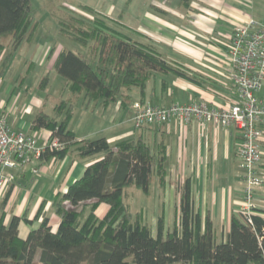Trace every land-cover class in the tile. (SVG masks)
Returning a JSON list of instances; mask_svg holds the SVG:
<instances>
[{"label":"trees","instance_id":"obj_1","mask_svg":"<svg viewBox=\"0 0 264 264\" xmlns=\"http://www.w3.org/2000/svg\"><path fill=\"white\" fill-rule=\"evenodd\" d=\"M77 7L84 14L57 17L60 33L86 49H63L55 61L56 71L66 79L64 90L71 95L56 103L54 114L39 111L32 127L50 129L63 146L47 144L40 160L67 153L102 157L88 164L83 175L55 200L61 218L57 231L46 217L23 239L19 225L30 220L13 215L6 222L5 212L0 213V264H264V210L258 209L252 224L234 213L227 239L219 241L210 212L203 216L195 209L190 180L183 186L178 222L171 228L164 218L159 219L156 232L134 214L132 219L126 189L135 185L151 195L156 179L165 182V145L144 135L115 145L105 136L78 138L68 127L76 101L82 95L87 107L98 103L106 107L134 87L144 93L158 73L186 76V69L168 60L153 43L141 40L144 33L121 16L89 4ZM38 24L31 0H0V36L10 37L7 43L0 42V55L7 48L3 67L20 45L32 40ZM48 83L46 76L41 87ZM101 203L109 209L98 217L95 211Z\"/></svg>","mask_w":264,"mask_h":264},{"label":"crops","instance_id":"obj_2","mask_svg":"<svg viewBox=\"0 0 264 264\" xmlns=\"http://www.w3.org/2000/svg\"><path fill=\"white\" fill-rule=\"evenodd\" d=\"M192 2L195 6L191 10ZM168 4L165 16L171 18L170 23L173 18L178 19L180 25H165V42L177 53L150 38L143 37V41H151L168 60L183 66L186 76L174 72L158 73L149 81L144 93L134 87L125 93L129 97L126 100L123 96L106 107L99 104V110L93 111L90 117L92 123L86 129L80 131L70 124L68 127L78 138L105 136L111 145L137 135L154 138L155 143L163 142L166 153L165 208L179 209L183 186L190 180L196 211L203 216L210 212L219 241H225L232 216L239 214L244 196V169L238 152L241 142L239 131L213 124L203 126L197 120L186 123L177 119L137 129L131 124L133 115H128L126 106L130 105L133 109L132 103L137 100L157 105L204 101L211 107H222L234 101L238 94L231 79L233 67L227 57L229 36L237 21L248 17L264 21V0H171ZM97 9L111 15L110 9ZM126 15L120 11L116 17L121 16L130 25L125 21ZM182 18L185 20H179ZM151 26L154 28L153 23ZM23 48H26V56L21 60L25 70L12 71V66L17 68L14 64ZM63 49L67 48L20 45L6 67L1 62L3 52L0 55V105L8 116L10 126L18 131L37 133L40 146L47 144L51 130L34 129V117L41 110L54 114L57 103H48L44 94L50 82L45 88L41 87V81L48 76L43 75V68L49 63L50 68L55 69V61ZM31 71L34 72L31 75L33 79L28 78ZM257 95L264 100V82ZM48 104H51V112L46 110ZM95 119L100 121L95 124ZM262 148L264 151V140ZM101 157L67 153L64 157L46 161L33 159L24 166L9 170L14 179L7 189H0V213L5 212L6 222L13 215L30 220H22L19 225V234L23 239L46 217L50 219L53 231H57L61 218L56 212L55 200L83 175L88 164ZM257 169L264 173V154ZM256 195L259 204L264 202V187L257 188ZM108 209L107 203H101L95 215L103 217ZM259 209L264 210L263 207Z\"/></svg>","mask_w":264,"mask_h":264},{"label":"built area","instance_id":"obj_3","mask_svg":"<svg viewBox=\"0 0 264 264\" xmlns=\"http://www.w3.org/2000/svg\"><path fill=\"white\" fill-rule=\"evenodd\" d=\"M227 57L233 67L231 79L238 94L230 104L211 107L204 101L170 105L137 101L133 104V120L137 127L177 119L186 123L197 120L203 126L213 124L237 129L241 135L238 152L244 169V196L239 214L244 222L252 224L253 215L259 209L256 190L264 183L257 169L264 154V100L257 95L264 82V21H257L254 17L237 21L229 36ZM47 144L51 148L62 147L59 138L52 132ZM46 145L38 144L35 132L13 129L0 105V189H7L14 179L9 170L39 159Z\"/></svg>","mask_w":264,"mask_h":264},{"label":"rangeland","instance_id":"obj_4","mask_svg":"<svg viewBox=\"0 0 264 264\" xmlns=\"http://www.w3.org/2000/svg\"><path fill=\"white\" fill-rule=\"evenodd\" d=\"M129 1L130 0H31L34 18L36 21H38L39 24L35 30L32 40L25 41L22 45H50L52 47L57 46V48H59L60 46H64L67 49H71L74 51H86L85 47L79 45L74 40L60 33L59 23L57 19L58 16H68L69 12L78 14L83 13L80 9H78L77 6L81 3H84L94 6L95 8L101 7L104 11L105 9H110L111 15H113L114 17H116L120 13V11L125 12V14H127L125 17V21L133 27L143 31L145 33L144 35L146 36H144V38H150L152 39V41L158 42V45L165 46L172 52L177 53L176 49L174 50V48H172L167 42H165V32H167V29L165 30V25H167L168 27H170L169 25H180L178 19L174 20L173 18L172 23H170L169 20H171V18L168 19L169 16H165V8L169 5L168 2H171V0ZM194 6V2H192V4L190 5V9ZM179 20L184 21L185 19L182 18ZM151 23H153L154 28H152ZM143 24H147L150 26H143ZM9 38L10 37L8 35L0 36V42L7 43ZM141 38V40H143V37ZM144 40L148 41L147 39ZM159 42H162V44H160ZM24 56H26V48H23V50L19 53V56L14 64L17 68H15V66H12V71L21 72V70H25V66H23L21 60ZM43 69H45L43 75L47 74L50 78V83L47 86V89L44 91V94L48 97V103H56L61 98L69 97L71 95L70 91L66 89L64 90L66 79L57 71H55V69H51L49 63ZM33 74L34 72L31 71L30 75H28V78L33 79L34 76H31ZM38 89L41 90L39 87ZM99 104L100 103L96 105L91 104L87 107L83 102V96L80 95L76 101L73 116L69 121L70 126L76 128L77 130L79 129L80 131L86 129L87 125L89 126L92 123V121H90V117L93 115V111L99 110ZM126 108L128 111V115H131V117L132 115L134 116V110L132 109V107L130 105H127ZM46 110L50 112L52 111L51 104H48ZM86 111H88V115H86ZM99 121L100 120L95 119L93 122L96 124ZM131 124L132 126L135 125L134 120L131 121ZM135 127L137 128L136 125ZM60 148H63V146ZM259 174L264 179V173L259 172ZM154 184L155 185L153 186V192L151 195L145 194L135 185H129L126 189L125 196L128 204V209L131 212V216L132 214H134L135 219L141 218L150 225L154 232H156L158 221L160 218H164V221L166 220L167 227L171 228L176 224V222H178V215L180 212L178 207H174L169 210L165 208V182L158 183L156 179ZM263 187L264 183L257 188ZM257 198L258 197L256 195L255 199L259 207L264 208V202H261L259 204ZM132 219H134V216H132ZM173 264L181 263L175 262Z\"/></svg>","mask_w":264,"mask_h":264}]
</instances>
